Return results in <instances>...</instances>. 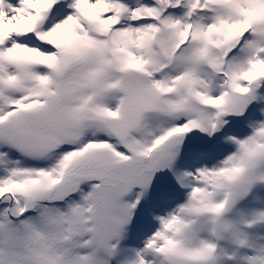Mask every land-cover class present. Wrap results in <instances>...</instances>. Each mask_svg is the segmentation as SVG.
I'll list each match as a JSON object with an SVG mask.
<instances>
[{
  "label": "snow or ice",
  "instance_id": "6c2138e0",
  "mask_svg": "<svg viewBox=\"0 0 264 264\" xmlns=\"http://www.w3.org/2000/svg\"><path fill=\"white\" fill-rule=\"evenodd\" d=\"M0 264H264V0H0Z\"/></svg>",
  "mask_w": 264,
  "mask_h": 264
}]
</instances>
